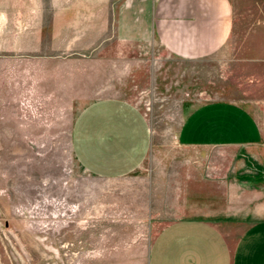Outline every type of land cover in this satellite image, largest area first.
<instances>
[{
  "label": "rangeland",
  "instance_id": "obj_1",
  "mask_svg": "<svg viewBox=\"0 0 264 264\" xmlns=\"http://www.w3.org/2000/svg\"><path fill=\"white\" fill-rule=\"evenodd\" d=\"M235 5L244 38L203 58H95L92 43L51 50L45 42L32 44L33 58H15L8 43L0 52V264H149L156 234L180 216L254 223L257 208L264 215V0ZM5 13L0 35L33 30ZM209 102L247 109L263 141L180 146L183 118ZM126 107L150 130L147 157L128 175H96L80 156L85 131L99 110Z\"/></svg>",
  "mask_w": 264,
  "mask_h": 264
},
{
  "label": "crops",
  "instance_id": "obj_2",
  "mask_svg": "<svg viewBox=\"0 0 264 264\" xmlns=\"http://www.w3.org/2000/svg\"><path fill=\"white\" fill-rule=\"evenodd\" d=\"M7 11L14 12L15 26L33 29L0 35V52L13 43L15 58H33L29 52L37 42L51 50L54 43H75L78 49L92 43L98 48L93 57L105 59L203 58L245 36V17L235 0H13L0 2L3 26ZM116 111L97 112L80 153L87 169L109 178L136 171L150 149L143 118L133 108ZM262 141L255 117L232 102L195 107L178 131V143L186 148L256 146ZM261 213L257 208L254 223L180 216L156 234L149 264H264Z\"/></svg>",
  "mask_w": 264,
  "mask_h": 264
}]
</instances>
